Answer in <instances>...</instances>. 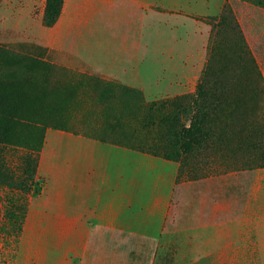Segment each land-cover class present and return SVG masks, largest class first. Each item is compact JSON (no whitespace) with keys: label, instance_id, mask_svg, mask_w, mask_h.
I'll list each match as a JSON object with an SVG mask.
<instances>
[{"label":"rangeland","instance_id":"obj_1","mask_svg":"<svg viewBox=\"0 0 264 264\" xmlns=\"http://www.w3.org/2000/svg\"><path fill=\"white\" fill-rule=\"evenodd\" d=\"M193 5L207 8L197 13L211 32L206 54H195L200 61L187 71L175 30L163 50L158 25L131 37L133 15L122 2L61 0L52 18L48 0H0V264L21 258L27 215L43 188L41 153L63 139L119 145L176 167L180 196L161 264H264V0ZM114 43L131 52L113 53ZM207 64L221 74L214 89L244 90L246 99L187 100L197 97ZM191 129L202 136L184 149L176 137ZM191 193L232 196L194 205Z\"/></svg>","mask_w":264,"mask_h":264},{"label":"crops","instance_id":"obj_2","mask_svg":"<svg viewBox=\"0 0 264 264\" xmlns=\"http://www.w3.org/2000/svg\"><path fill=\"white\" fill-rule=\"evenodd\" d=\"M107 1L130 6L132 11L122 13L135 16H131L133 25L128 29L133 38H145L146 32L151 33L158 25L162 46L164 36L175 30L177 51L183 52L177 60L181 70H195L194 65L200 61L197 56L206 54L203 45L211 27L197 12L207 8H193L194 0ZM108 28L114 30L113 25L104 27ZM195 42L199 43L198 50L194 49ZM112 48L113 53L120 55L129 54L132 49L129 43L119 47L114 43ZM178 76L182 78V73ZM45 146L38 165L43 188L28 212L25 229L31 236L22 237L21 258L16 264H161V241L168 229L174 199L180 196L175 193L176 167L168 161L93 139H63ZM190 196L195 205L200 203L196 198L230 199L232 193ZM225 207L218 206V212ZM227 227L217 224L216 228Z\"/></svg>","mask_w":264,"mask_h":264},{"label":"trees","instance_id":"obj_3","mask_svg":"<svg viewBox=\"0 0 264 264\" xmlns=\"http://www.w3.org/2000/svg\"><path fill=\"white\" fill-rule=\"evenodd\" d=\"M61 5V0H48V11L52 13V16L50 15L49 17H56V13L58 12V8ZM211 60L210 62L214 61L216 59V56L211 53ZM210 62H208L210 64ZM214 63V62H213ZM41 69H45L44 67H40ZM219 70L214 69L212 66L210 67L208 64L204 70V72L201 75V78L205 79L202 80L199 88L197 89L195 95L197 96L196 98L193 99H187V100H192V101H243L246 99L245 93H243L242 90L240 91H235L229 87L226 88L225 90L222 89H214L213 86H216L215 88H219L220 86L214 82L213 79L216 77H220L221 74L218 72ZM208 80H207V79ZM97 84H101L103 86H109L111 83H101L99 81H96ZM109 84V85H108ZM222 85V84H220ZM231 85V84H229ZM105 94L108 93V90L106 88ZM104 93V92H103ZM103 100V98H102ZM208 116V115H206ZM210 116V115H209ZM208 116V117H209ZM232 116V117H231ZM227 116L226 118H236L235 115ZM202 134L200 132H196L195 129L191 130H184L180 132L179 136L176 137V139L180 140L182 146L184 149L189 147L191 142H193L194 139L198 138L200 140V137ZM0 142V152L4 146V144ZM6 145V144H5ZM7 146V145H6ZM0 163L2 164L1 158H0ZM3 165V164H2Z\"/></svg>","mask_w":264,"mask_h":264}]
</instances>
